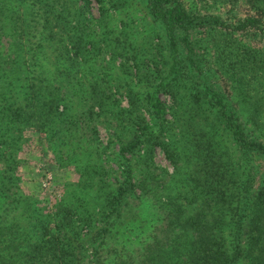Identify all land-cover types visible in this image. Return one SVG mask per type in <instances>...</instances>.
I'll return each instance as SVG.
<instances>
[{"label": "trees", "instance_id": "trees-1", "mask_svg": "<svg viewBox=\"0 0 264 264\" xmlns=\"http://www.w3.org/2000/svg\"><path fill=\"white\" fill-rule=\"evenodd\" d=\"M94 1L0 0V264H83L82 238L88 264H264V0ZM37 143L75 176L53 203L24 190ZM143 200L137 254L106 262Z\"/></svg>", "mask_w": 264, "mask_h": 264}, {"label": "rangeland", "instance_id": "rangeland-1", "mask_svg": "<svg viewBox=\"0 0 264 264\" xmlns=\"http://www.w3.org/2000/svg\"><path fill=\"white\" fill-rule=\"evenodd\" d=\"M237 16H244L250 13V9L244 5L241 0H237ZM198 5L203 7L204 9L209 8L211 11H215L216 9H227L228 4H222L221 0H197ZM93 12L97 15V5L96 2L93 0ZM135 9H139V5L135 4ZM256 32V31H255ZM250 35V34H249ZM247 41H250L252 44H256V39L259 41L258 37L252 34L251 37H244ZM258 44V43H257ZM162 99L165 101L167 105L170 104V99L166 94H162ZM125 103V102H123ZM35 127L31 125H27L25 127V134L27 137H35L34 133ZM100 138L103 142L104 146H107V142L109 140V130L105 129L102 125L98 127ZM37 136V135H36ZM31 154L28 155V161L26 170L24 171L23 178H24V186L25 192L29 193L30 195L38 198L41 202H54V198L59 197V188L63 184L65 180L74 179L75 176L70 171L65 169H60L54 164L46 165L44 164V157L42 153L44 152V148L42 149L40 143H37V146L32 149ZM106 152L109 154L108 165L112 169L115 170L114 176L121 175L123 169V160L117 154V146L116 145H109L106 147ZM154 162L155 165L158 167V170H165L167 173H172L173 165L170 161L166 158L162 150L158 147L154 149ZM255 171L256 174V181L255 184H259V181L264 178V160H256L255 161ZM144 204V205H143ZM140 215L134 217H128V224L126 221L124 223H116L115 228L112 229V233L108 238H106V243L102 245V257L106 262H112L116 258H118V253L120 252L117 246V242L121 245L122 240L127 242L126 246L131 249V252L137 254L139 246L138 240L145 239L147 234L140 233L138 237L134 235V232H139V229L136 228L137 225L141 224L143 219L145 218L146 212L150 208L148 207V203L146 200L140 202V206L137 208ZM148 218V215H146ZM145 218V219H146ZM128 225V227H126ZM135 228V229H133ZM129 241H127V239ZM94 243H92L91 239L82 238L78 244V256L81 258L83 264H88L89 254L92 253ZM77 252V251H76Z\"/></svg>", "mask_w": 264, "mask_h": 264}]
</instances>
